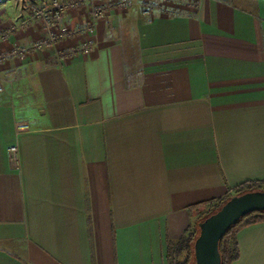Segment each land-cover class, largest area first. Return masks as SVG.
<instances>
[{
  "label": "crops",
  "instance_id": "1",
  "mask_svg": "<svg viewBox=\"0 0 264 264\" xmlns=\"http://www.w3.org/2000/svg\"><path fill=\"white\" fill-rule=\"evenodd\" d=\"M28 17L25 0L0 2V32ZM44 34L35 20L0 52ZM85 39L90 54L59 59ZM13 74L28 86L23 104L0 90V264H169L197 204L264 181V0L114 9L0 62ZM236 240L232 264H264V221Z\"/></svg>",
  "mask_w": 264,
  "mask_h": 264
},
{
  "label": "built area",
  "instance_id": "2",
  "mask_svg": "<svg viewBox=\"0 0 264 264\" xmlns=\"http://www.w3.org/2000/svg\"><path fill=\"white\" fill-rule=\"evenodd\" d=\"M167 1L173 0H25L29 17L23 19L19 24H13L8 30L0 32V44L9 38L10 32L17 28H26L35 20L42 22L45 34L28 45L15 46L0 52V62L11 57L24 58L35 51L90 32L94 30L100 19L107 17L114 9L127 10L139 4L142 15L152 19L156 10L163 7ZM180 1L196 4L197 0ZM82 10L87 14L86 21L80 25L72 24L70 22L71 14ZM168 13L174 15L175 11L172 9ZM93 48L92 41L85 39L80 43L59 50L58 57L63 60L71 55H88L93 51ZM2 89H4V85L1 84L0 90ZM22 128L23 124L18 123V129L21 130ZM9 158L13 166L19 165L17 144L9 147Z\"/></svg>",
  "mask_w": 264,
  "mask_h": 264
},
{
  "label": "trees",
  "instance_id": "3",
  "mask_svg": "<svg viewBox=\"0 0 264 264\" xmlns=\"http://www.w3.org/2000/svg\"><path fill=\"white\" fill-rule=\"evenodd\" d=\"M263 190L264 181H247L234 188L233 192L227 193L218 199H211L196 205L198 219L193 227L175 243L169 242L168 259L169 264H194V241L199 234L198 223L207 216L216 212L233 195H240L249 191ZM210 207V208H208ZM264 221V211H254L243 217L232 225L219 242L221 253V264H232L239 257V247L236 240L237 232L250 224Z\"/></svg>",
  "mask_w": 264,
  "mask_h": 264
},
{
  "label": "water",
  "instance_id": "4",
  "mask_svg": "<svg viewBox=\"0 0 264 264\" xmlns=\"http://www.w3.org/2000/svg\"><path fill=\"white\" fill-rule=\"evenodd\" d=\"M254 211H264L263 190L233 195L219 210L201 220L194 241V264H221L220 240L241 217Z\"/></svg>",
  "mask_w": 264,
  "mask_h": 264
},
{
  "label": "rangeland",
  "instance_id": "5",
  "mask_svg": "<svg viewBox=\"0 0 264 264\" xmlns=\"http://www.w3.org/2000/svg\"><path fill=\"white\" fill-rule=\"evenodd\" d=\"M8 76L6 78L0 77V85L2 84L6 86L9 95H11L12 98L18 100L20 104H23V101H25L27 96L28 86L25 82V79L22 77L23 75L13 74Z\"/></svg>",
  "mask_w": 264,
  "mask_h": 264
}]
</instances>
